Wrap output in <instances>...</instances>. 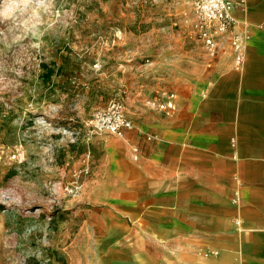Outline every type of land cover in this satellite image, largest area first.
Wrapping results in <instances>:
<instances>
[{"label":"rangeland","instance_id":"1","mask_svg":"<svg viewBox=\"0 0 264 264\" xmlns=\"http://www.w3.org/2000/svg\"><path fill=\"white\" fill-rule=\"evenodd\" d=\"M193 1L0 0V264L126 261L86 201L108 136L86 122L114 96L181 114L216 78Z\"/></svg>","mask_w":264,"mask_h":264},{"label":"crops","instance_id":"2","mask_svg":"<svg viewBox=\"0 0 264 264\" xmlns=\"http://www.w3.org/2000/svg\"><path fill=\"white\" fill-rule=\"evenodd\" d=\"M234 16L241 65L222 39L216 78L184 112L137 120L125 104L134 128L106 133L86 201L123 264H264V0Z\"/></svg>","mask_w":264,"mask_h":264},{"label":"built area","instance_id":"3","mask_svg":"<svg viewBox=\"0 0 264 264\" xmlns=\"http://www.w3.org/2000/svg\"><path fill=\"white\" fill-rule=\"evenodd\" d=\"M243 4L244 0H194L189 20L196 38L210 49L216 48L219 39L230 38L237 65L244 61L245 42L235 30L237 20L234 12ZM86 126L95 132L122 135L126 129H133L135 124L126 112L123 99L114 96L94 112Z\"/></svg>","mask_w":264,"mask_h":264}]
</instances>
